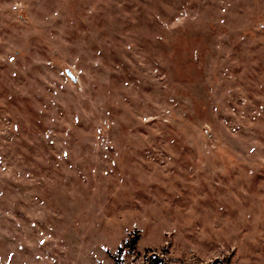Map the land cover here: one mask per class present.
I'll list each match as a JSON object with an SVG mask.
<instances>
[{
	"label": "rangeland",
	"instance_id": "rangeland-1",
	"mask_svg": "<svg viewBox=\"0 0 264 264\" xmlns=\"http://www.w3.org/2000/svg\"><path fill=\"white\" fill-rule=\"evenodd\" d=\"M154 258L264 264V0H0V264Z\"/></svg>",
	"mask_w": 264,
	"mask_h": 264
},
{
	"label": "trees",
	"instance_id": "trees-1",
	"mask_svg": "<svg viewBox=\"0 0 264 264\" xmlns=\"http://www.w3.org/2000/svg\"><path fill=\"white\" fill-rule=\"evenodd\" d=\"M124 248H125V249L128 248L129 250H134V244H133V241H131V243H130V242L126 243L122 248H120V249H119V253L122 252V250H123ZM150 262H154L155 264H163L162 260L157 259V258H154V260H153V261H150Z\"/></svg>",
	"mask_w": 264,
	"mask_h": 264
}]
</instances>
